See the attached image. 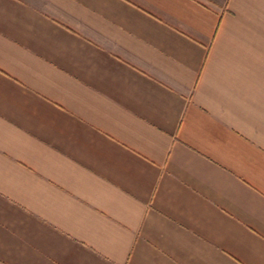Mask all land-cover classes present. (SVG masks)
I'll return each instance as SVG.
<instances>
[{
    "label": "crops",
    "instance_id": "1",
    "mask_svg": "<svg viewBox=\"0 0 264 264\" xmlns=\"http://www.w3.org/2000/svg\"><path fill=\"white\" fill-rule=\"evenodd\" d=\"M0 264H264V0H0Z\"/></svg>",
    "mask_w": 264,
    "mask_h": 264
}]
</instances>
